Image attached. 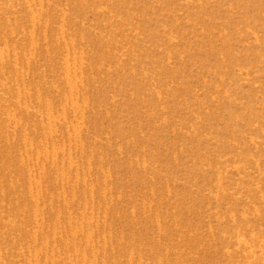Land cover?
I'll return each instance as SVG.
<instances>
[{
  "label": "rangeland",
  "instance_id": "1",
  "mask_svg": "<svg viewBox=\"0 0 264 264\" xmlns=\"http://www.w3.org/2000/svg\"><path fill=\"white\" fill-rule=\"evenodd\" d=\"M0 264H264V0H0Z\"/></svg>",
  "mask_w": 264,
  "mask_h": 264
}]
</instances>
